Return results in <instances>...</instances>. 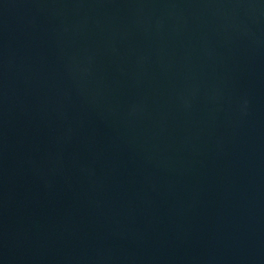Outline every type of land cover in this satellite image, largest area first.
Returning a JSON list of instances; mask_svg holds the SVG:
<instances>
[{
	"label": "water",
	"instance_id": "1",
	"mask_svg": "<svg viewBox=\"0 0 264 264\" xmlns=\"http://www.w3.org/2000/svg\"><path fill=\"white\" fill-rule=\"evenodd\" d=\"M0 264H264V0H0Z\"/></svg>",
	"mask_w": 264,
	"mask_h": 264
}]
</instances>
